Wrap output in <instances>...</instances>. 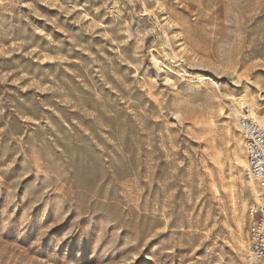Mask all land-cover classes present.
<instances>
[{
	"label": "rangeland",
	"instance_id": "rangeland-1",
	"mask_svg": "<svg viewBox=\"0 0 264 264\" xmlns=\"http://www.w3.org/2000/svg\"><path fill=\"white\" fill-rule=\"evenodd\" d=\"M264 0H0V264H247Z\"/></svg>",
	"mask_w": 264,
	"mask_h": 264
},
{
	"label": "built area",
	"instance_id": "built-area-1",
	"mask_svg": "<svg viewBox=\"0 0 264 264\" xmlns=\"http://www.w3.org/2000/svg\"><path fill=\"white\" fill-rule=\"evenodd\" d=\"M239 125L246 143L245 177L257 186L251 207L253 223L247 264H264V126L251 115L248 107L243 109Z\"/></svg>",
	"mask_w": 264,
	"mask_h": 264
}]
</instances>
